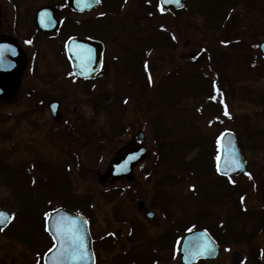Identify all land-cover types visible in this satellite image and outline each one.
Returning <instances> with one entry per match:
<instances>
[{
    "label": "rangeland",
    "instance_id": "1",
    "mask_svg": "<svg viewBox=\"0 0 264 264\" xmlns=\"http://www.w3.org/2000/svg\"><path fill=\"white\" fill-rule=\"evenodd\" d=\"M225 1L193 0L177 15L161 11L158 0H102L103 7L87 15L60 13V21H91L72 34L104 44L106 68L92 85L67 79L62 46L46 44L39 59L25 60L27 73L0 99V210L15 221L1 233L0 264H40L39 252L49 245L43 216L59 207L83 213L75 206L80 201L91 218L97 264L126 253L157 255L150 246L169 230L180 236L177 247L162 251L156 264H181L182 230L199 217L221 222L219 240L217 230L216 237L209 231L221 242L220 257L203 264H264V221L253 225L259 216H246L264 210V61L257 48L264 41V0H239L220 29ZM0 8L10 15L5 0ZM0 25L10 27V17ZM203 53L204 64H194ZM50 73L56 85L32 94ZM215 81L223 96L217 113ZM43 97L61 103L60 123ZM140 131L147 157L134 169V181L111 185L112 164L139 143ZM226 131L249 163L246 176L231 179L245 197L231 196L214 172L213 144ZM115 188L122 190L119 199L104 197ZM148 211L156 214L153 221ZM35 238L46 247L33 252Z\"/></svg>",
    "mask_w": 264,
    "mask_h": 264
},
{
    "label": "water",
    "instance_id": "2",
    "mask_svg": "<svg viewBox=\"0 0 264 264\" xmlns=\"http://www.w3.org/2000/svg\"><path fill=\"white\" fill-rule=\"evenodd\" d=\"M186 0H172L170 3H163L159 0L161 6L165 9H174L181 11L185 7ZM67 6L77 12L85 13L93 11L100 4V0H67ZM38 27L44 32H53L57 28V20L53 17L50 8L42 9L37 13ZM104 46L100 43L90 42L81 39H71L67 43V54L71 62L73 74L83 80H90L100 74L103 67ZM259 51L264 57V42L260 43ZM6 67L0 56V67ZM219 87V83H216ZM3 91L0 89V98ZM59 103L53 102L49 109L56 120H59ZM140 141L145 140V134H138ZM220 158L218 162V174L221 177H240L247 173L248 163L242 151L239 149L237 139L231 132L225 133L220 141ZM147 155V149L141 148L131 152L125 158L112 166V176L114 178L132 176L133 166L140 162ZM10 215L7 212L0 211ZM150 220L155 218L154 213H147ZM11 218V217H10ZM64 219V222H73V229L78 237H82L84 248L82 253L78 248L70 243V238L61 240L55 233V226L58 220ZM11 219L0 224V228H6ZM48 231L54 239L55 245L52 250L44 257L45 264H96V257L93 249V240L89 230V224L85 217L69 212L65 209H57L48 218ZM207 245L208 251L202 254L200 250ZM220 255V247L213 237L206 230H199L186 235L183 238L180 248V258L182 264H198L200 261H216Z\"/></svg>",
    "mask_w": 264,
    "mask_h": 264
},
{
    "label": "flooded vegetation",
    "instance_id": "3",
    "mask_svg": "<svg viewBox=\"0 0 264 264\" xmlns=\"http://www.w3.org/2000/svg\"><path fill=\"white\" fill-rule=\"evenodd\" d=\"M38 0H34V1H28V0H5L6 2V6L8 7L7 9L9 10V14H7L4 9L0 8V21L3 19L4 16L6 17H10V27H6L3 28V26L0 25V56L3 60V62L6 64V67H0V89L3 91V96L0 99H6L7 95L9 93L10 88L15 87V85H12V81L15 82V79L18 78L19 76L23 75L24 71L26 70L27 73V68H25V60L29 58L31 59H39L43 54V52L46 49V44H48V46H51L52 44H60L64 50V54L67 57V53H66V43L69 39H82V40H86V41H93L90 39H87L86 36H82L83 38H79L81 36L77 34H70V35H64V31L65 28L67 26H74V27H82V28H86L88 26L91 25V21L90 22H86L82 24L77 23V21L73 20V19H69V18H64L60 21V13L61 12H66L68 14H73L76 16H83V15H87L90 14L92 12H86L84 14H79L76 13L74 11H72L71 9H69L66 5V0L62 3L61 6H59L58 3L55 4H50V5H36V2ZM58 4V5H57ZM46 8H50L52 10V14L53 17L57 20V29L52 32V33H46L42 30H40V28L37 25V21H36V17H37V13L42 10V9H46ZM94 20V18H93ZM59 34V37L63 38L62 35L65 36V38H63V41H61L60 43L58 41H56V37L55 34ZM76 35H78L79 37H75ZM85 35V34H83ZM74 36V37H73ZM64 60V63L66 65V67L68 68V70L66 71V78L68 79V76L71 78L76 79L77 82L79 83H86L87 85H92L94 84V82H96V79L90 80L88 82H85L83 80H80L79 78L75 77L72 73L71 67H69V64L66 60ZM34 69V68H33ZM41 71V69L39 70V72ZM38 69H34L32 70V73H37ZM31 73V74H32ZM47 73V71H43V74ZM43 76V82L44 84L41 83V87H43V89L39 88L37 90H33L32 94L34 92H39V91H43V94H46L45 92V87H49V85L52 84L56 85L55 80V76L54 74H47V76ZM51 76H54L51 77ZM47 78V79H46ZM70 79V78H69ZM41 81V82H42ZM48 82V83H46ZM39 87V86H38ZM41 96L44 95H40L39 93V99ZM47 102V106H48V110L49 109V105L53 102H57L59 103V117H60V110H61V103L54 99L52 101L48 100V98L46 99L45 97H43ZM53 117V116H52ZM54 121H56L57 123L61 122V117L59 120H56L53 117ZM140 148V144L139 143H135V145H133L131 148L128 149V151L123 152L120 156V158L117 161H120L122 159L125 158V156L131 152H134L136 150H138ZM139 165V164H138ZM137 165V166H138ZM136 166V167H137ZM135 167V168H136ZM12 173V172H11ZM12 175V174H11ZM10 175V176H11ZM146 177H148V175H145ZM109 177V182L111 185H113L114 183H131L132 181H134V176L133 177H123V178H113L110 174V172L107 175V178ZM104 180L105 176L102 178ZM108 183V181L106 182ZM114 190H121L120 188L117 189L115 188ZM121 195V193H119ZM143 203L140 202L139 207H142ZM83 214V213H81ZM11 215V214H10ZM89 224V230H90V234H91V218L88 214H83ZM12 217V215H11ZM43 221H44V236L46 239H48L49 243H50V239L52 241L51 246L49 247V249L44 253L43 257L45 256V254L50 250V248L53 246V240L50 237V235L48 234L47 230H46V224H47V214H45L43 216ZM12 218H11V223L8 225V227L4 230H1L0 233H2V231H4V233L6 234L8 232V230L12 227ZM133 234V233H132ZM1 236V234H0ZM91 237L93 239V236L91 234ZM109 240L108 238H106L105 241ZM112 240H110V245L113 248L112 245ZM93 246H94V251L96 252V257H97V249L95 248V243H94V239H93ZM155 246V245H154ZM124 255V254H123ZM97 259V258H96ZM43 260V258H42ZM42 264V263H40Z\"/></svg>",
    "mask_w": 264,
    "mask_h": 264
},
{
    "label": "trees",
    "instance_id": "4",
    "mask_svg": "<svg viewBox=\"0 0 264 264\" xmlns=\"http://www.w3.org/2000/svg\"><path fill=\"white\" fill-rule=\"evenodd\" d=\"M191 1H193V0H188V3H190ZM245 2H248V0H245ZM188 3H187V6H188ZM238 4H239V0H226L225 2H223V4H222L223 8H222V10H220V18L218 19V21H219L218 27L220 29L223 28V25H222L221 22L226 21L227 18H228V16H229V14H230V11L229 10H231L233 7H236ZM197 5H199V4H197ZM203 11L204 12H207L208 15H211V13L209 11H206V10H203ZM174 13H176V15H177L178 13H181V12H178V13L177 12H174ZM218 13H219V11H217V14ZM73 28H75V27L74 26H71V25L70 26H67L65 28L64 35H70L73 32L72 31ZM209 53H211V52H207L206 51V54L210 55ZM204 56H205V53H203V56L201 55V57H199V59L194 64L203 65L204 64L203 63L204 62ZM262 61H264V59ZM218 62H220V61H218ZM210 64L211 63H210V60H209L208 65H210ZM217 65H220V64L217 63ZM215 91L217 93L216 94L217 95V100H216L217 102L214 105H215V109H216V113H217V106H219V108H221L220 111L223 108V96H222V90L221 89H218V90L215 89ZM160 148H161V151H162V149H163L162 146ZM161 151L159 152L160 160H161V158L163 159V156H164V154ZM216 158H218V148L216 150V144L214 142V144H213V153H212L213 165L215 164ZM7 177L9 179L10 174H8ZM219 179L222 180L223 182L227 183L229 189L232 192V195L231 196L239 195V198L245 197V192L242 191L243 189H240L239 186L232 184L229 179H225V178H219ZM262 181H264V180H262ZM164 185L166 186V182H164ZM247 190L249 192V187H247ZM119 193H121V191L116 190V191L110 192L108 194H105L104 197L105 198H108V199H110V198L111 199H117V197L119 196ZM260 199H261L260 201L264 204V186H262ZM87 202L89 203V201H87ZM83 203H85V202L80 201L75 206L78 209H80L82 212L86 213L84 211V209H81V207H79V205H83ZM217 203H218V201H217ZM262 203L259 202V204H261L262 207H263V204ZM246 216L254 217V218L256 216H259L257 218L255 224H253V225H257V224H260L261 222L264 221V210H256L254 213L249 212V213H247ZM214 218L215 217H207V218H205V217L204 218L199 217L198 218L199 220L196 223H194L193 225H196L199 229H207L208 231L212 232L213 235L215 236L216 233L213 232V229H212V228H214L215 231L217 230L216 231L217 232V236H218L217 238L219 240V238H220L219 231H220V227H221V222L218 219V217H216L215 219ZM210 219H214V220L211 221ZM202 224H203V226L201 227ZM193 225H190L189 227L183 229L182 230V233L188 231L190 229V227L193 226ZM226 226H227V222H226ZM209 228H211V229H209ZM134 230L137 232V228L136 227L134 228ZM33 231H32L33 235H39V233L36 230H33ZM172 236H173V240H172V243H171ZM11 237L13 238V236H11ZM39 237H40V235H39ZM179 237L180 236L176 233L175 230L166 231L162 236H160L155 241V246L160 250V252L157 253V255H154V256L151 257V256H149V254L147 255L146 253H143L142 255H139L138 258H133L130 255L131 253H129V254L127 253V254H124L122 256L116 257L113 260L112 264H156V263H160L161 262L160 253L162 251L168 250L169 248H171V251H174L175 248H176L177 240H179ZM50 243H52L51 239H50ZM50 243H49V245H47V244H45V241H42L41 240V238H35V240L31 242L30 248L34 252V251H37L39 249H42V248L46 247V245H47V247H46V250H47V248H49L50 245H51ZM44 252L43 251H40L39 252V255H42ZM147 256H149V257H147Z\"/></svg>",
    "mask_w": 264,
    "mask_h": 264
},
{
    "label": "snow or ice",
    "instance_id": "5",
    "mask_svg": "<svg viewBox=\"0 0 264 264\" xmlns=\"http://www.w3.org/2000/svg\"><path fill=\"white\" fill-rule=\"evenodd\" d=\"M172 2V0H163V3L167 4ZM178 2V0H177ZM161 11H163V8H161ZM227 114V113H226ZM14 218V217H11ZM7 214L0 212V224L4 223L5 221L11 219ZM73 222H64V219L61 218L57 221L55 226V233L57 237H59L61 240H66L67 238H70V243L78 248L80 252L82 253L86 249L84 248V241L82 237H78L76 235V231L73 229ZM53 252L56 251V249L52 250ZM204 251H208L207 245H204V247L200 250V253L202 254Z\"/></svg>",
    "mask_w": 264,
    "mask_h": 264
}]
</instances>
